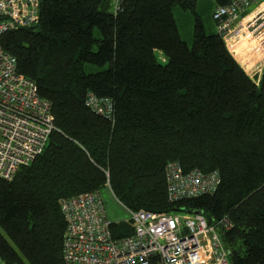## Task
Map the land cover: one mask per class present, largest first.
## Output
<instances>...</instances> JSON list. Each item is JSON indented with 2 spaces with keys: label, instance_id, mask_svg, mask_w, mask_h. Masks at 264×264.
I'll list each match as a JSON object with an SVG mask.
<instances>
[{
  "label": "trees",
  "instance_id": "obj_1",
  "mask_svg": "<svg viewBox=\"0 0 264 264\" xmlns=\"http://www.w3.org/2000/svg\"><path fill=\"white\" fill-rule=\"evenodd\" d=\"M39 1V23L1 46L52 104L58 132L12 181L0 179V260L65 264L61 202L109 185L133 212L227 220L229 263L264 264V69L256 85L200 19L192 45L183 41L174 9L195 11L198 0H127L118 12L114 0ZM89 94L113 103V121L87 107ZM170 163L217 173V191L170 203ZM133 232L112 227L115 239Z\"/></svg>",
  "mask_w": 264,
  "mask_h": 264
},
{
  "label": "built area",
  "instance_id": "obj_2",
  "mask_svg": "<svg viewBox=\"0 0 264 264\" xmlns=\"http://www.w3.org/2000/svg\"><path fill=\"white\" fill-rule=\"evenodd\" d=\"M125 1L114 0L115 12ZM39 7V0H0V179L6 181L34 163L58 132L52 104L39 95L33 81L18 73L16 58L1 46L4 35L39 23ZM213 21L234 58L241 63L264 61V0H230L215 10ZM86 105L114 120L109 99L89 94ZM165 177L170 203L213 195L220 184L217 173H186L179 163L168 164ZM108 192L115 199L109 185ZM60 207L67 223L65 264H230L221 235L222 229H231L227 220L210 226L203 215L133 212L121 206L131 216L134 232L115 239L102 193L78 195Z\"/></svg>",
  "mask_w": 264,
  "mask_h": 264
},
{
  "label": "rangeland",
  "instance_id": "obj_3",
  "mask_svg": "<svg viewBox=\"0 0 264 264\" xmlns=\"http://www.w3.org/2000/svg\"><path fill=\"white\" fill-rule=\"evenodd\" d=\"M216 7L217 3L215 0H198L195 11H185L180 7H175V20L184 42L190 46L192 45L197 19H200L208 35L215 33L216 30L213 21V13ZM156 56L158 61L163 63V55L160 52H157ZM252 77L254 78V76ZM253 81L258 82L257 79ZM102 199L105 204L107 218L111 223L116 225L134 226L131 222V216L129 213L119 205L108 191H102Z\"/></svg>",
  "mask_w": 264,
  "mask_h": 264
},
{
  "label": "crops",
  "instance_id": "obj_4",
  "mask_svg": "<svg viewBox=\"0 0 264 264\" xmlns=\"http://www.w3.org/2000/svg\"><path fill=\"white\" fill-rule=\"evenodd\" d=\"M235 60L238 62V64L242 67V69L246 72V74L250 78H252V76H254V78L257 77L255 79H257V81L260 82V80L262 78V74H263V69H264V61H261L260 63L255 61V63L252 64L253 62L247 61L245 63H241L236 58H235ZM255 67H257V70H254ZM1 262H0V264H4L3 262L2 263Z\"/></svg>",
  "mask_w": 264,
  "mask_h": 264
},
{
  "label": "water",
  "instance_id": "obj_5",
  "mask_svg": "<svg viewBox=\"0 0 264 264\" xmlns=\"http://www.w3.org/2000/svg\"><path fill=\"white\" fill-rule=\"evenodd\" d=\"M196 215H202V213H196Z\"/></svg>",
  "mask_w": 264,
  "mask_h": 264
}]
</instances>
